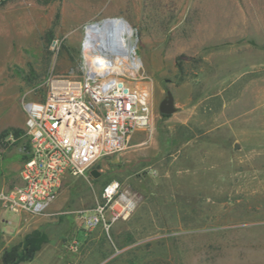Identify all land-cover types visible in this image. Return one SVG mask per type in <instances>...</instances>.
Wrapping results in <instances>:
<instances>
[{"label":"rangeland","instance_id":"obj_1","mask_svg":"<svg viewBox=\"0 0 264 264\" xmlns=\"http://www.w3.org/2000/svg\"><path fill=\"white\" fill-rule=\"evenodd\" d=\"M124 18L150 122L94 178L67 176L42 215L0 201V264L25 236H47L12 264H264V0H9L0 4V195L20 186L25 105L54 79L82 77L86 27ZM85 20V21H83ZM171 91L176 111L160 112ZM112 181L126 219L84 228Z\"/></svg>","mask_w":264,"mask_h":264},{"label":"built area","instance_id":"obj_2","mask_svg":"<svg viewBox=\"0 0 264 264\" xmlns=\"http://www.w3.org/2000/svg\"><path fill=\"white\" fill-rule=\"evenodd\" d=\"M109 49L121 53L125 46L114 37ZM106 53L84 51L87 65L81 78L54 79L44 100L25 105L28 140L18 147L24 160L22 184L0 195L9 212L42 215L56 203L67 176H85L100 160L119 155L134 131L150 122L147 94L111 71L101 55ZM102 201L92 211L77 213L84 228L109 227L133 209L117 181L104 187Z\"/></svg>","mask_w":264,"mask_h":264},{"label":"bare ground","instance_id":"obj_3","mask_svg":"<svg viewBox=\"0 0 264 264\" xmlns=\"http://www.w3.org/2000/svg\"><path fill=\"white\" fill-rule=\"evenodd\" d=\"M96 40L94 41V38ZM116 38L125 46L124 51L110 50V40ZM107 38H110L108 40ZM135 31L124 18L105 19L103 23H92L86 27L85 40L83 42L84 51L91 50L94 53L107 52L108 56L102 55L104 63L114 71L117 76H125V71L136 72L139 68V61L136 56ZM133 207V206H131Z\"/></svg>","mask_w":264,"mask_h":264},{"label":"trees","instance_id":"obj_4","mask_svg":"<svg viewBox=\"0 0 264 264\" xmlns=\"http://www.w3.org/2000/svg\"><path fill=\"white\" fill-rule=\"evenodd\" d=\"M45 242H47L46 234L40 230H34L25 236L21 244V254H19V246H15L3 254L2 260L4 264H12L18 260L26 261L40 250Z\"/></svg>","mask_w":264,"mask_h":264},{"label":"water","instance_id":"obj_5","mask_svg":"<svg viewBox=\"0 0 264 264\" xmlns=\"http://www.w3.org/2000/svg\"><path fill=\"white\" fill-rule=\"evenodd\" d=\"M159 109L163 115H171L176 111L174 97L171 91L167 92V97L160 103ZM90 174L94 178H98L101 175L100 171L95 168L90 171Z\"/></svg>","mask_w":264,"mask_h":264},{"label":"crops","instance_id":"obj_6","mask_svg":"<svg viewBox=\"0 0 264 264\" xmlns=\"http://www.w3.org/2000/svg\"><path fill=\"white\" fill-rule=\"evenodd\" d=\"M83 21H85V20H83ZM1 164H3V160L0 159V165H1ZM20 176H21V175H20ZM21 181H22V179H21ZM21 184H22V183H21ZM12 214H13V213H12ZM13 215H14V216H18V215H16V214H13Z\"/></svg>","mask_w":264,"mask_h":264}]
</instances>
